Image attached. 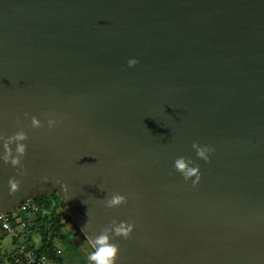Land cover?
Returning <instances> with one entry per match:
<instances>
[{
  "label": "water",
  "instance_id": "water-1",
  "mask_svg": "<svg viewBox=\"0 0 264 264\" xmlns=\"http://www.w3.org/2000/svg\"><path fill=\"white\" fill-rule=\"evenodd\" d=\"M21 127L0 213L58 196L93 249L134 223L116 264H264V0H0V133Z\"/></svg>",
  "mask_w": 264,
  "mask_h": 264
},
{
  "label": "clouds",
  "instance_id": "clouds-1",
  "mask_svg": "<svg viewBox=\"0 0 264 264\" xmlns=\"http://www.w3.org/2000/svg\"><path fill=\"white\" fill-rule=\"evenodd\" d=\"M139 61L135 58H130L127 61L129 67L135 66ZM25 113V116H28ZM57 121L54 118H49L47 121L48 127L51 129ZM31 127L41 128L43 123L36 116H31ZM29 136L27 132L21 129L12 135H5L0 133V141H2L3 152L0 154V160L5 164H11L16 168L17 175L26 176L28 174L27 168L23 165V159L27 153V141ZM12 145H15L13 149ZM192 148L196 150L198 158L203 159L205 162L210 160L209 153L214 151L209 145H200L194 141ZM174 169L182 174L185 180H192L193 186L199 183L201 178L200 165L196 163L191 157L180 156L174 162ZM44 179H47L45 177ZM9 195H15L20 190L21 180L13 176L8 181ZM127 203V197L120 193H113L109 198L105 199L106 208H115ZM134 223L129 221L117 222L116 219L111 221L109 226L102 228L100 234L93 239L94 250L89 254V264H116L119 258L120 245L113 242L115 237H123L127 239L131 236L134 230Z\"/></svg>",
  "mask_w": 264,
  "mask_h": 264
},
{
  "label": "trees",
  "instance_id": "trees-1",
  "mask_svg": "<svg viewBox=\"0 0 264 264\" xmlns=\"http://www.w3.org/2000/svg\"><path fill=\"white\" fill-rule=\"evenodd\" d=\"M56 200L57 204L55 206H53V200L47 196H44L43 199L35 198L34 200H32L40 204L45 209V211H41L29 217L27 223L28 227L31 229V232L29 234H22V238H26L24 242L27 244V248L33 249L34 247L38 246L36 252L38 254L46 255L51 264L52 261H56L57 264H61L60 259L57 258L55 253L56 247L54 241L56 236L61 234L60 232L63 228L62 225L69 219L67 214L64 215L63 219L59 218L60 212H65L64 203L58 196H56ZM11 220L13 225H16L15 218ZM36 226H38L40 231V240L38 244H35L31 238V235L34 233V229H36ZM75 226L77 228L76 233L80 234V229L77 225ZM0 232L5 236H10L2 230L1 225ZM10 237L13 241H17V243L15 244V248L9 252V256L6 257L3 264H16L15 258H20L21 261L24 259L23 254L18 253V239L16 237Z\"/></svg>",
  "mask_w": 264,
  "mask_h": 264
},
{
  "label": "built area",
  "instance_id": "built-area-1",
  "mask_svg": "<svg viewBox=\"0 0 264 264\" xmlns=\"http://www.w3.org/2000/svg\"><path fill=\"white\" fill-rule=\"evenodd\" d=\"M45 209L34 201H24L17 207L16 210L10 213H0V225L2 230L12 237L21 238L22 234H29L31 229L28 227V218ZM65 212H60L59 218L63 219ZM15 218L16 225H13L12 220ZM18 253L23 254L24 259L15 258L16 264H51L48 257L44 254H38L36 249H28L24 241L18 242Z\"/></svg>",
  "mask_w": 264,
  "mask_h": 264
},
{
  "label": "rangeland",
  "instance_id": "rangeland-1",
  "mask_svg": "<svg viewBox=\"0 0 264 264\" xmlns=\"http://www.w3.org/2000/svg\"><path fill=\"white\" fill-rule=\"evenodd\" d=\"M17 209V208H16ZM15 209V210H16ZM64 211L66 213V209L64 206ZM69 219L62 225H72V228L74 230H77L76 223L73 221V219L66 213ZM32 224V223H31ZM65 232L64 229L60 232ZM61 234L56 236L55 239H62ZM71 235H68V241H61L60 244L58 242V247L55 249V253L57 258L60 259L61 264H87L88 262V256L91 253V249L93 247L89 244L86 245L83 243L82 239L75 234V231L73 233H70ZM83 235L82 233H80ZM84 236V235H83ZM33 237L36 240V242H39L40 240V231L38 226H36V229H34V233L31 235L32 241ZM24 238H18V241H25ZM17 243V241H13L10 236H5L0 232V264H3L5 262V259L7 256H9V252L14 248V245ZM90 248H89V247ZM90 249V250H89ZM88 250V251H87ZM94 250V249H93ZM52 264H57L56 261H52Z\"/></svg>",
  "mask_w": 264,
  "mask_h": 264
},
{
  "label": "crops",
  "instance_id": "crops-1",
  "mask_svg": "<svg viewBox=\"0 0 264 264\" xmlns=\"http://www.w3.org/2000/svg\"><path fill=\"white\" fill-rule=\"evenodd\" d=\"M62 229H64V231L65 232H62V234H61V237H62V239H55V241H54V243H55V247H58V242H59V244H60V242L61 241H68V235H71L70 233H73V231H75V234L78 236L79 235V237L82 239V241H83V243H85L86 245L88 244V241L86 240V238L83 236V235H81V234H79V233H76V230H74V228H72V225H65V226H63V228ZM81 233V232H80ZM33 242L35 243V244H38V242H36V240L34 239V237H33ZM15 246L16 245H14V248H15ZM89 247V246H88ZM13 248V249H14ZM90 248V247H89ZM91 249V250H90ZM89 250L92 252L93 251V249L92 248H90ZM88 251V250H87ZM87 264H89V261L87 262Z\"/></svg>",
  "mask_w": 264,
  "mask_h": 264
},
{
  "label": "flooded vegetation",
  "instance_id": "flooded-vegetation-1",
  "mask_svg": "<svg viewBox=\"0 0 264 264\" xmlns=\"http://www.w3.org/2000/svg\"><path fill=\"white\" fill-rule=\"evenodd\" d=\"M44 196H47V195H44ZM44 196L41 198V199H43L44 198ZM48 197V196H47Z\"/></svg>",
  "mask_w": 264,
  "mask_h": 264
}]
</instances>
